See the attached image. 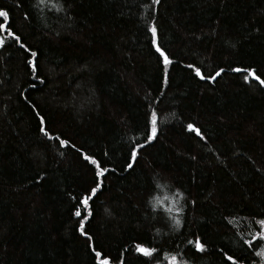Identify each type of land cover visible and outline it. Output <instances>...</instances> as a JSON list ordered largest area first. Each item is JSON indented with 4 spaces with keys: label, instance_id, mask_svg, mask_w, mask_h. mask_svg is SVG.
<instances>
[{
    "label": "trees",
    "instance_id": "obj_1",
    "mask_svg": "<svg viewBox=\"0 0 264 264\" xmlns=\"http://www.w3.org/2000/svg\"><path fill=\"white\" fill-rule=\"evenodd\" d=\"M0 10V264H264V0Z\"/></svg>",
    "mask_w": 264,
    "mask_h": 264
},
{
    "label": "snow or ice",
    "instance_id": "obj_2",
    "mask_svg": "<svg viewBox=\"0 0 264 264\" xmlns=\"http://www.w3.org/2000/svg\"><path fill=\"white\" fill-rule=\"evenodd\" d=\"M40 2L42 3L43 0H40ZM154 2L155 3H159V0H154ZM7 17H8V13L6 11H4V10H0V18L7 19ZM3 31H10V30L7 29V27H6V25L4 23H0V32H3ZM151 32L153 33L154 36L156 35L157 29H156V27L154 25L151 28ZM10 34L12 35V37H13V39L15 41H17V42L20 41V37L18 35L14 34V33H10ZM3 43H4L3 39H0V46H3ZM22 47H23V45H22ZM156 50H157V52L160 53V55L162 57V60H163V64L165 66H167V65L172 63V61L169 59V57L160 48L159 44H157ZM33 55H35V53H33ZM33 67L35 68V65H33ZM189 67H192V66L190 65ZM223 71H224L223 69H220L219 71H217L215 73L214 76H209V77H207V79H211V80L214 81L217 77H219L221 75V73ZM236 71H241V69H236ZM196 74L200 75V70L198 68L196 69ZM253 77H254V79L256 81H259V83L261 85H264V79H261V77L259 75H254L253 74ZM204 78L205 77L201 76V79H204ZM247 78L248 77L246 76L245 79H247ZM41 119H43V118H41ZM157 121H158V115H157V113L155 111H152L151 114H150V128H149L148 134L145 137L146 143H150L154 139L157 138V135H158ZM187 128H188L189 131L194 132L196 135H198L201 139L204 138L202 136L201 132H200V129L196 128L194 125L188 124ZM60 144L62 146H67L68 145V141L60 140ZM144 146H145V144H138V145L133 146L130 149V159H131V161H133V162L136 161L139 150L142 149ZM85 158L89 159L92 164L97 165V167H99L98 162L95 159H93L91 157H87V156ZM127 168H129V169L133 168V163H128ZM108 171L109 170L107 168H103L101 171H99L97 173V175L104 176V174L106 172H108ZM101 187H102V184H98L96 187L91 188L90 189L91 195L90 196H85L83 198V200L81 201L82 204L85 206L86 210H87L88 205H89V200L92 199V197H94L96 195V193L101 190ZM181 211H182V209H181ZM75 215L77 217H80L81 216V211L77 210ZM177 223H179V221H177ZM229 223H231V221H229ZM258 223L260 224V226L262 228H264V219L259 220ZM81 232H82V234L87 235V233L84 231L83 224H81ZM257 236H258V238L260 240H264V231H261V232L257 233ZM189 243H193V242L189 241ZM246 243H248L249 246H251L252 245V240H248V241H246ZM194 246H195L197 251H200V252L205 251V244L201 243L199 239H197L195 241ZM136 251L138 253L142 254L143 256L148 257V258L153 257V255L157 252V250L155 248H149V247H147V246H145L143 244H137L136 245ZM258 254H264V253H258ZM95 255H96V258L99 259V264H110V261H109L108 258H101L103 254L100 251H96ZM227 259L229 261H232V264H238V262L233 258V256H228ZM121 264H122V262H121ZM170 264H180V262H179L177 257L173 256V257H171Z\"/></svg>",
    "mask_w": 264,
    "mask_h": 264
}]
</instances>
